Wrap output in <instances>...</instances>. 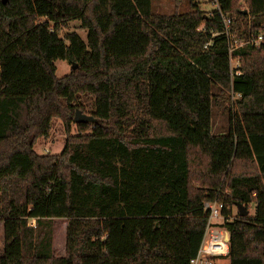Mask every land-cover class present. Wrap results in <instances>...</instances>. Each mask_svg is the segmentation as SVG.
Returning a JSON list of instances; mask_svg holds the SVG:
<instances>
[{
	"label": "trees",
	"instance_id": "16d2710c",
	"mask_svg": "<svg viewBox=\"0 0 264 264\" xmlns=\"http://www.w3.org/2000/svg\"><path fill=\"white\" fill-rule=\"evenodd\" d=\"M243 2L218 0L239 39L264 30V0ZM229 40L194 0L169 15L151 0H0V264H188L204 202L222 205L224 263L264 264V44ZM212 104L226 130L212 132ZM54 117L64 146L37 154Z\"/></svg>",
	"mask_w": 264,
	"mask_h": 264
},
{
	"label": "rangeland",
	"instance_id": "374dc122",
	"mask_svg": "<svg viewBox=\"0 0 264 264\" xmlns=\"http://www.w3.org/2000/svg\"><path fill=\"white\" fill-rule=\"evenodd\" d=\"M198 3V8L208 14L215 10V5L212 3V0H194ZM244 0H238V5L240 7L244 6ZM192 0H151L152 10L155 13L159 14H172L184 13L189 11L190 4ZM68 29L76 31L79 36L85 40L86 30H83L79 27V23L73 21L69 23ZM239 40L238 36L234 33L232 37V45H235V42ZM55 64V75L57 78L64 77L68 75L71 71V65L65 60H56ZM231 68L239 67L240 61L237 58L231 59ZM81 103L83 104V109L86 113L91 110L92 101L85 95L80 96ZM78 111V110H76ZM85 113V114H86ZM75 115V113H74ZM87 115V114H86ZM88 116V115H87ZM74 119V118H73ZM228 126L226 112L220 107L212 104V119H211V130L212 132H219L226 130ZM71 133L76 131L75 125L72 123L70 125ZM66 133L64 130V124L60 118L54 117L50 122V131L48 136L39 137L36 139L33 145V149L37 154H58L65 143ZM254 206L250 205L248 209V215L253 214ZM233 213L237 212V209L232 208ZM221 219H219L220 221ZM218 221V222H219ZM30 225H34V221L30 220ZM65 226L66 221L64 219H54L52 227V247L57 252L58 255H64L65 253ZM223 228V227H221ZM3 248V231L2 225L0 224V253ZM214 264H226L222 258H214Z\"/></svg>",
	"mask_w": 264,
	"mask_h": 264
},
{
	"label": "built area",
	"instance_id": "2783aa9c",
	"mask_svg": "<svg viewBox=\"0 0 264 264\" xmlns=\"http://www.w3.org/2000/svg\"><path fill=\"white\" fill-rule=\"evenodd\" d=\"M212 3L217 10L223 27V33L230 39L229 53L233 49L244 45L259 47L261 44H264V30H262L255 35H249L244 39H239L235 42V45H232L233 35L230 31L232 17L220 10L218 0H212ZM232 58L235 57L230 56V63ZM204 208L208 211L207 223L198 250L195 256L189 259L188 264H214V258L225 257L228 253V232L224 228H221V226H218L223 220L221 212L222 205L217 202H204ZM219 219L221 220L219 221Z\"/></svg>",
	"mask_w": 264,
	"mask_h": 264
},
{
	"label": "water",
	"instance_id": "95a60500",
	"mask_svg": "<svg viewBox=\"0 0 264 264\" xmlns=\"http://www.w3.org/2000/svg\"><path fill=\"white\" fill-rule=\"evenodd\" d=\"M2 2H5L6 0H1ZM246 12V10H244ZM74 122H86L91 120L90 116H87L85 114H82L80 111H75L74 115ZM235 208L237 209L239 216H246L248 214V210L241 204H235Z\"/></svg>",
	"mask_w": 264,
	"mask_h": 264
}]
</instances>
